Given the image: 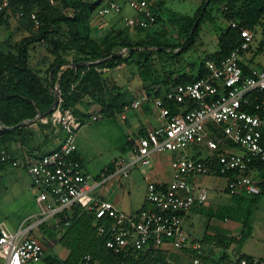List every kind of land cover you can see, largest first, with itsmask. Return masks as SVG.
Instances as JSON below:
<instances>
[{"label": "built area", "instance_id": "2783aa9c", "mask_svg": "<svg viewBox=\"0 0 264 264\" xmlns=\"http://www.w3.org/2000/svg\"><path fill=\"white\" fill-rule=\"evenodd\" d=\"M125 2L136 13L127 19L129 28L149 30L156 26L158 0ZM9 6V0H0V12ZM122 12L120 0H105L97 16L105 18ZM31 19L36 27L40 26L36 14H32ZM232 26L237 27L236 24ZM241 36L242 43L228 57L221 61H206L205 77L178 85L163 98L142 92L126 106L125 112L152 103L159 125L139 138L127 157L117 161L114 172L107 169L97 179L85 172L77 157L79 124L75 115L57 108L52 122L62 129L58 149L36 159L27 156L23 161L12 163L13 167L23 166L30 172L41 213L34 218L33 224L17 231L0 225V259L4 264L41 262L46 254L44 242L33 236L32 231L48 223L53 229L62 231L70 225V214L76 205L95 214L98 232L108 236L106 246L116 254L130 248L146 251L163 249L166 245L180 251L189 246L193 248L183 227L184 215L208 200L207 191L191 182L194 178L224 177L231 195H259L261 189L256 171L250 169L256 162L264 163V67L251 68L245 74L242 58L253 45L255 35L245 29ZM169 103L181 107L174 113ZM124 113L122 119L126 120ZM99 118L97 116L95 120ZM44 120L45 123L49 121ZM226 143L238 146L243 153L228 150L219 153ZM201 146L209 151L204 159L183 154L188 148ZM177 151L182 153L172 162V181L168 184L149 182L146 189L148 207L137 214H126L112 202L92 196L112 178L119 175L127 178L133 169L151 166L155 155ZM10 159L11 155L3 153V161ZM66 213V221L61 225L60 216ZM91 263L92 257L87 255L78 264ZM234 264H264V258L240 256Z\"/></svg>", "mask_w": 264, "mask_h": 264}, {"label": "trees", "instance_id": "16d2710c", "mask_svg": "<svg viewBox=\"0 0 264 264\" xmlns=\"http://www.w3.org/2000/svg\"><path fill=\"white\" fill-rule=\"evenodd\" d=\"M9 1V8L0 12V29L9 28L11 15L18 16L28 26L35 27L31 15L36 14L40 26L34 36L25 38L15 45L9 40L0 39V122L9 128L0 127V172L12 166L14 159L11 145L14 142L22 145L31 142L29 137L31 138L32 135L27 130L29 124L21 123L37 120L39 115L47 114L55 102V89L58 90L60 99L58 108L62 111H71L77 123L82 122L84 116L79 106L84 107L86 111L99 106L101 117H117L125 112L126 106H129L136 97L125 92L118 85H110L106 75L124 64L135 62L138 53L143 51L137 50L138 48L145 49L151 46L157 48L159 52L173 54L180 58L196 44L203 24L208 20L214 22L221 19L227 25L219 28L218 52L214 58L207 59L221 61L240 46L242 31L248 29L254 33L255 28L264 18V0H201V5L193 16L168 14V20L178 25L181 35L186 36L187 40L184 44L176 46L168 43L165 40V34L158 33L153 30V27L150 30L135 29L136 32H148L150 40L147 43L140 42L134 45L123 36V31L117 34L109 33L102 40L95 38L93 20L98 18V9L105 0L96 2L56 0L54 3L52 0ZM165 3L166 0H158L155 9L157 24L162 18L160 13L164 10ZM214 7L217 10L215 17L211 15ZM233 24L237 27L234 28ZM42 43L48 46L54 57L53 63L46 71L42 66L34 65L31 59L30 48L34 49L36 44ZM251 50L252 46L247 53ZM207 60L200 69H197L195 63L189 64V73L180 74L178 70L165 71L163 81L159 80L157 75V82L149 85L144 92L150 97L163 98L178 85L190 84L205 77ZM79 63L86 65L72 66ZM242 68L245 74H248L251 69L249 64L243 62ZM195 70L197 74L193 73ZM169 104L174 113L181 107L175 103ZM52 117L53 113L46 117L49 119L48 123H43L41 119L37 123L45 134L46 145L61 139L62 136L61 127L53 124ZM28 133L29 136H27ZM146 133V131L140 132L141 136H145ZM218 134L221 137V133ZM233 146L239 150L238 146ZM218 152L222 153V150ZM3 153L11 155V159L3 161ZM250 170L258 173L261 193L255 197L233 196L236 197V204L248 198L252 205H256L264 196V163L256 162L251 165ZM146 207L148 205L144 208ZM66 215L68 213L60 216L61 225L65 223ZM70 215V225L62 231L53 229L50 236L57 237L60 245L69 251L67 259L57 264H78L87 255L92 257L91 264L96 262L100 264H170L163 249L151 248L146 251H137L130 248L121 254H116L106 246L108 236L98 232L99 224L93 212L85 210L82 205H76ZM247 222L248 220L244 223L242 237L249 235L251 228ZM47 228V224L39 226V229L45 233L49 232L46 231ZM206 240L212 244L224 246L226 250L240 241L238 237H227L223 234L208 236ZM226 256L223 258H227ZM240 256L248 257L239 254L236 260ZM47 262L56 264L57 260L49 257Z\"/></svg>", "mask_w": 264, "mask_h": 264}, {"label": "rangeland", "instance_id": "374dc122", "mask_svg": "<svg viewBox=\"0 0 264 264\" xmlns=\"http://www.w3.org/2000/svg\"><path fill=\"white\" fill-rule=\"evenodd\" d=\"M53 1L56 2V0ZM94 1L96 2L97 0ZM120 3L124 7L122 14H113L93 20L95 38L102 40L109 33L117 34L119 31H123V36L127 37L134 45L140 42L147 43L150 40L148 32L141 33L136 32L133 28L128 29L127 19L136 16V13L129 8L125 0H120ZM200 5L201 0H166L164 10L160 13L162 18L154 26L153 30L161 34L164 33L165 40L168 43L170 42L176 46L184 44L187 40L186 36L181 35L178 25L168 20V14L193 16ZM211 15L213 17L217 15L215 7L212 9ZM226 25L227 23L221 19L214 22L208 20L202 25L196 44L180 58L175 57L173 54L159 52L157 48L151 46L145 49L138 48L137 50L143 51L138 53L135 62L122 65L107 74L106 78L110 85H118L128 94L137 97L149 85L157 82V75L159 80L163 81L165 79V71L178 70L180 74L189 73V64L195 63L197 69H200L205 60L214 58L218 52L217 34L219 33V28ZM38 28L36 26H28L20 17L11 15L9 28L0 29V39L9 40L15 45L25 38L34 36ZM254 35L255 39L249 55L252 58V66L259 68L264 66V18L255 28ZM261 48L263 49L260 50ZM30 49L33 64L42 66L43 70L46 71L54 61L48 46L42 43L36 44L34 49L32 47ZM193 73L197 74V70L193 71ZM148 105L152 108V113L148 119L151 118L152 120L157 112L152 103ZM79 109L84 113V116L83 121L78 122L79 126L76 133L78 153L84 159L82 163L85 171L97 179L104 171L109 170L117 159L127 157L131 149L130 142H138V136H141L138 130L142 124H145L146 118L142 116L139 110H128L124 113L127 121L122 119V115L114 118L100 117L95 120L97 116L101 115L99 106H94L90 111H86L82 106H79ZM58 142L55 141V143ZM185 152L194 156L193 151L189 148ZM238 152L243 153L240 150ZM181 153L182 151H177L173 154H159L156 157L157 159H152L151 166L142 167L139 170L135 169L133 174L141 177L140 172L149 173L157 167H162L164 179L170 180L174 174L171 167L172 157L174 155L175 159H177ZM201 153L206 155L207 149L202 148ZM19 173L18 170L12 167H7L3 172H0V222H5L13 227L27 218L33 211H41V207L36 201V191L30 184L32 181L31 174H23L22 177L17 178ZM120 179L125 185L127 179L125 177ZM196 179L198 184L204 182L203 186L208 188L207 206L203 212L196 213L195 217L197 220L194 226L188 225L186 222L184 228L192 237L199 240L201 253L188 251V248L180 251L174 250L182 255V264H195L196 260L199 261V264H223L222 261H224L223 257L225 255H227L226 259L230 262L235 261L239 254L256 258L264 257V197L258 205H252L248 198L240 204H236V198L225 191L227 186L225 179H214V185H211L210 178L197 177ZM100 191L101 188L96 190V193H100ZM213 218L218 221L221 227L217 234L240 239L239 242L233 244L231 249L226 250L224 246L217 244L212 246V243L206 240L208 237L207 230L211 228L209 226H211ZM225 218H228V221H224ZM247 220L251 229L247 237H242L240 231H234L233 229L238 227L237 222H241L244 228V223ZM58 248L66 252L64 247ZM57 250V248L49 249L46 254L48 257H55ZM168 255L171 256V253Z\"/></svg>", "mask_w": 264, "mask_h": 264}, {"label": "crops", "instance_id": "0c3cea01", "mask_svg": "<svg viewBox=\"0 0 264 264\" xmlns=\"http://www.w3.org/2000/svg\"><path fill=\"white\" fill-rule=\"evenodd\" d=\"M122 7H123V5H122ZM123 9H124V7H123ZM249 53H246L243 56V58H242L244 60L243 63L249 64L250 68H256V67L252 66V64H251L252 58L250 57ZM259 68H262V67H259ZM139 111L142 114V116L144 118H146V121H145V124L141 125V127L138 130V133H140L141 131L148 132V131L158 127L159 121H158L157 114H154L152 120H151V118L148 119V117L152 113V108L149 105H144L141 109H139ZM100 117H101V115H100ZM40 119L43 120L45 118H43V119L39 118L37 120H33L31 123H26V124H29V126L27 127V130L29 132H31V135H32L31 138L29 137L31 142H27L26 145H22L19 142H14L11 145L12 158L14 160L20 162V161L25 160V158L27 156H30L31 158L33 157V159H36L40 155H45L46 153H48V152H50L52 150H55L56 147H58L60 145V140L61 139L57 140V141H59L58 143H55V141H53L50 144L46 145V143L44 142L45 134L41 131L40 127L37 124L38 120H40ZM125 121H127V118H126ZM42 122L45 123L46 121L44 120ZM27 136H29V133H28ZM138 137L140 138L141 136H138ZM139 138H138V140H139ZM136 143L137 142H133V141L130 142L131 149L129 150V152H131L134 149ZM201 147L204 148L205 150L207 149L205 146H201ZM201 147L189 148V149H191L193 151L194 156L188 155L185 151L183 152V154H186L187 156H189L191 158H194V159H204V158H206L208 156L209 151L207 150V154L206 155H202V153H201V149L202 148ZM220 149L222 151L228 150V151L233 152V153H239L238 149H236L233 146V144H230V143H226V145H222ZM157 156L158 155H155L153 159L154 160L157 159L156 158ZM77 157L79 158V160L81 162H84V159H83L82 155H80V153L77 154ZM172 158H173V160H175L174 155H173ZM118 160L119 159H117L115 161V163L112 166H110L111 168L108 167V168L111 169V172H114L116 170V168H117L116 167V163H117ZM83 166H84V164H83ZM10 167H12V168H14V169H16V170H18L20 172L19 175H17V178L22 177L23 174H30V172L28 171V169H26V167H23V166H18V167L10 166ZM141 168L142 167L135 168V169L139 170ZM110 169H109V171H110ZM135 169H133V170H135ZM84 170H85V167H84ZM133 170L131 171L129 177L126 178L127 182L125 183V185H123L124 182L121 181L122 179H120L122 176L119 175V176H117L115 178H112L110 181H108L105 184L104 187H101L100 193H96V191H95V193H93L92 196L95 197V198L101 199V200H107V201L112 202L120 211H122V212H124L126 214H137L145 206H147V204H146V189H147V186H148L149 182L168 184L173 179V177L170 180H165L164 179V176H163L164 174H163L162 167H157L154 171H150L149 173H144V172L142 173V172L139 171L140 174H141V177H139L138 175H134L133 174ZM3 171H1V172H3ZM255 176L258 179L257 171L255 172ZM203 177L210 178L211 179L210 183H212L211 185H214V183H215L214 179H217V178H220V179L223 178V179L226 180V183H227V179L224 178V177H213V176H203ZM196 178H194L191 182H193L197 187L205 189L207 191V195H208V193H209L208 192V188L203 186L204 182H201L200 184H198ZM30 184L32 185V188H34L32 181L30 182ZM225 191L227 193H229L228 190H227V186L225 188ZM244 195L245 194L235 195V196H244ZM263 197H261V199ZM260 200L258 201V203L256 205L259 204ZM28 204H29V202H28ZM206 206H207V204H204L202 206L193 207L186 215H184L183 227H185L184 225H185L186 222H187L188 225L194 226L195 221L197 220V218L195 217L196 213L203 212V210H204V208ZM230 206H232V205H230ZM40 213H41V211L40 212H34L33 211L32 213L29 214L30 216L28 215L27 218H25L24 220L19 222L14 227L13 226H9L5 222H0V225L5 224L6 227H8L11 231H17V230L20 229V227H24L25 228L29 224H33L35 222L34 218L36 216L40 215ZM210 217H212V215H210ZM28 219H29V221L26 222ZM212 221L216 222V223L212 222L213 225L211 223V226H209L211 228L210 229L208 228V230H207L208 231L207 236H210V237H214V236L218 235L217 233H218L219 229H221L220 224L218 223V221H216L215 218H213ZM224 221H228V219H225ZM236 224L238 225V227H235L233 230L234 231H240V233H241V231L243 229V225L241 224V222H237ZM47 227L48 228L46 229V231H49V232L45 233L42 230H40L39 227H37V228H35L32 231V235L36 236V237H39L44 242V246H45L46 252L49 249L57 248L58 249L57 253H56L55 257H52V258H55L57 260L56 264L58 262H63L69 256V251L66 249V252H65L63 249H59L58 248V247H62V246L60 245L57 237H55V236L54 237H50L52 232H53V228L51 227L50 223H48ZM184 230H185V228H184ZM185 232L187 233V235H188V237L190 239L189 240L190 244L193 245V248L190 247V246L187 247L188 251H193V252L200 251V253H201V247H200L199 240L197 238L192 237L190 235V233L187 232L186 230H185ZM212 246H213V244H212ZM232 247L233 246H231V248ZM195 248H198V249L195 250ZM163 250H164L165 253H167L166 254L167 261L170 264H182L183 263L182 259H181L182 255L176 253V251H174L171 248L170 245H166L163 248ZM170 253H171V256L168 255ZM173 255H176V256L173 257ZM47 258H49V257L47 256V254H45V258L41 262H39L37 264H50V263L47 262ZM252 258H256V257H252ZM261 258H264V257H261ZM223 259H224V261H222L223 264H234L235 261H236V259H235V261H232V262L228 261V259H226V258H223ZM0 264H4V261L1 260V259H0ZM94 264H100V263L96 262Z\"/></svg>", "mask_w": 264, "mask_h": 264}, {"label": "water", "instance_id": "95a60500", "mask_svg": "<svg viewBox=\"0 0 264 264\" xmlns=\"http://www.w3.org/2000/svg\"><path fill=\"white\" fill-rule=\"evenodd\" d=\"M85 65H86L85 63L72 64L73 67H83ZM54 95H55V102H54L52 108L50 109V111L47 114L39 115L38 118H42V119L46 118L49 114L54 113L55 109L58 108V106L60 104V99H59V93H58L57 89L54 90ZM31 122H32V120H27L21 124H26V123H31ZM0 127L4 128V129H9V128H6L1 122H0Z\"/></svg>", "mask_w": 264, "mask_h": 264}]
</instances>
